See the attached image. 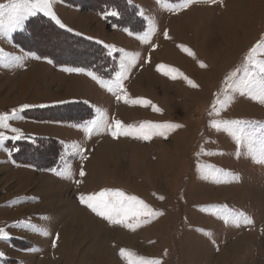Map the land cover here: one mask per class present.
Returning a JSON list of instances; mask_svg holds the SVG:
<instances>
[{
    "label": "rangeland",
    "instance_id": "374dc122",
    "mask_svg": "<svg viewBox=\"0 0 264 264\" xmlns=\"http://www.w3.org/2000/svg\"><path fill=\"white\" fill-rule=\"evenodd\" d=\"M114 1L120 15L105 17V11H119ZM126 1L143 25L129 29L133 35L118 24L121 15L122 22L131 19L118 0H53L56 15L71 32L98 46L105 61L98 66L107 75L87 70L100 79L111 80L119 70L120 54L109 57L105 44L139 54L119 93L86 73L64 70L95 56V49L57 32L43 18L56 22L43 13L29 17L22 30L0 35V49L21 58L7 66L0 62V113L32 105L21 119L10 121L25 138L0 143V227L10 233L0 239V264H127L140 256L159 264H264V164L228 132L210 126L213 119L264 125V104L235 91L218 116H209L224 77L237 68L243 77L249 49L264 42V0H195L179 11L169 10L178 0ZM31 18L38 19L28 25ZM150 22L153 33L143 42L137 34ZM19 34L32 40L26 44ZM32 49L55 63L38 59ZM262 53L258 48L257 59H264ZM125 93L128 103L117 100ZM138 98L151 103H131ZM72 102L90 109L61 107L62 121L40 111ZM97 108L113 126L120 120L136 127L143 121L183 127L149 140L114 138L108 130L87 136L76 125L95 118ZM0 131L14 135L10 129ZM206 166L222 171L213 178L202 171ZM105 188L134 195L162 215L147 223L145 217H130V223H139L135 230L111 224L79 200L80 194ZM219 206L242 211L253 222L225 223L215 215ZM121 249L131 251L122 257Z\"/></svg>",
    "mask_w": 264,
    "mask_h": 264
},
{
    "label": "snow or ice",
    "instance_id": "6c2138e0",
    "mask_svg": "<svg viewBox=\"0 0 264 264\" xmlns=\"http://www.w3.org/2000/svg\"><path fill=\"white\" fill-rule=\"evenodd\" d=\"M195 0H178L177 3L171 5L165 2V7H169L171 11H179L181 9L187 8ZM209 3H215L216 0H207ZM38 13H43V15L50 17L56 22L61 28H66L67 26L59 19L53 8V0H7L5 3H0V35L7 37L9 34L22 30L25 21L29 17L36 16ZM105 17L107 16H119L120 13L117 10L105 11L103 12ZM140 16H143L142 11L139 12ZM72 31L71 28L68 29ZM124 31L128 32L129 35H133V32L125 28ZM153 33V26L150 22V26L147 31L143 32L142 35L137 34L143 42H147ZM164 35L167 37V31ZM91 39V38H90ZM100 43H104L100 41ZM107 55L109 57L113 56L114 53L120 54L119 70L116 71L115 77L111 80L105 81L100 79L97 74L91 70H87L82 67H69L65 68V71L75 72V73H86L93 80H97L104 87L107 88L109 92L119 93L123 90V80L127 78V73L135 66V60L138 57V53L129 54L125 52L122 48H116L115 45L105 44L104 45ZM189 55H193L191 49L185 46H181ZM264 49V42H259L257 45L249 49L248 55L245 57V64L243 65V77L237 75L241 71L240 68L229 72L223 80V86L220 91L215 94V99L212 102L211 111L209 116H218L219 112L224 109L232 100V92L240 91L241 94H246L250 96L253 100H258L261 104H264V59H257L255 55L257 49ZM264 55V53H262ZM40 59L41 57H37ZM21 58L12 56L11 54L4 53L3 49H0V62L4 63L5 66L18 62ZM47 62L52 63V61L43 57ZM206 65L201 62V67ZM166 75L168 73H165ZM175 78V77H173ZM185 80L192 87H198L192 80L188 79L186 76ZM125 96L117 95V100L124 99L125 103L129 101L125 99ZM131 103H144L150 104V101L135 99ZM32 107V105L24 104L17 108H13L11 112L0 113V129L11 130L14 135L9 137L6 135L5 131H0V143L5 140H20L24 139V133L21 129L13 127L10 123L12 120L21 119L20 113L23 109ZM155 111H161L156 106H153ZM97 116L95 118L83 121L81 124L76 125L78 128H82L85 135L90 136L93 132H98L102 130H108L111 132L114 138L119 136H134L143 140H149L153 136L167 137L170 131H174L176 128L183 127V125L173 124L171 122L154 123L152 121H143L140 123L139 127L132 124H124L120 120L114 121V126L112 123L106 119V112L99 108L96 109ZM250 121L245 120H223V119H213L210 120V126L214 127L217 131L223 130L228 132L236 141L238 145H246L250 154L253 155L254 160L257 163L264 164V125L251 126ZM74 150L79 151L78 145H73ZM259 159H256V157ZM86 158V157H85ZM54 171V169H50ZM70 175V169H66ZM202 171H206L208 175L216 177L218 173L222 170L215 169L213 166H206ZM64 175V172L59 173ZM85 173L81 169L80 176H84ZM238 179V177H233ZM219 182V181H217ZM80 183V181H77ZM163 199V197H161ZM79 200L81 204L86 205L92 212L98 216L103 217L111 224L123 225L128 229L135 230L139 226V223L133 224L129 222L130 217H145L142 222H150L151 219L157 215H162V213L154 211L150 205H148L142 199L134 196L127 195L123 190L120 189H109L105 188L99 192L80 194ZM215 215L219 216L224 220L225 223H233L236 226L241 224H251L253 221L251 217L242 211H236L232 209H227L226 206H219L215 212ZM47 234V233H45ZM210 235V234H209ZM10 236L4 228L0 227V239L7 240ZM58 239V234H57ZM55 246V242L54 245ZM125 250L121 249V256L124 257ZM4 253L0 252V256ZM127 264H159V261L151 260L145 257H137L136 259L128 258Z\"/></svg>",
    "mask_w": 264,
    "mask_h": 264
},
{
    "label": "trees",
    "instance_id": "16d2710c",
    "mask_svg": "<svg viewBox=\"0 0 264 264\" xmlns=\"http://www.w3.org/2000/svg\"><path fill=\"white\" fill-rule=\"evenodd\" d=\"M118 1H120L119 3H124L125 4V7H126V9L130 12V17H131V19H130V22H122V20H121V18H122V15H121V18H120V21H119V23L118 24H121L122 25V27H127L128 29H130L131 31H135L137 28L135 27V25L136 26H138L139 27V24H140V27L141 26H143L142 25V21H141V19L139 18V17H137L136 16V13H135V11L133 10V8H132V6H130V4L126 1V0H118ZM114 3V8L115 9H118L119 10V13H121L120 11H122V10H120V8L118 7V3L116 4V1H114L113 2ZM98 12V11H97ZM43 18V17H42ZM35 19H38V18H31L29 21H28V25H29V23L32 21V20H35ZM119 18H117V20H118ZM117 20H116V22H117ZM43 21L44 22H46L47 21V23L48 24H50L51 26H53L55 29H56V31L57 32H59L60 34H62V35H64V36H68V37H72V38H76V39H80V40H83L84 42H87V43H89L90 44V46L91 47H93L95 50H93V53L95 54V56H93L92 58H90V59H86V60H84V61H78L77 63L78 64H70L71 66H74V67H82V68H85V69H93L94 71H98L99 73H100V75L103 77L104 75L106 76L107 75V73L105 72V71H103L101 68L99 69V67L100 66H98V65H101V67H104V65H102L105 61H103V58L101 59V58H99V56H98V46L97 45H95L94 43H91V42H89V41H87L84 37H82V36H80V35H77V34H75V33H73V32H71V31H69V30H67V29H64V28H61L60 26H58V25H56V24H53L52 23V21L49 19V18H43ZM27 32L28 33H30L29 32V30H27ZM31 35V34H30ZM18 37H20V38H18V40H21V41H24L26 44H28V41H30V40H32L31 39V36H30V38H27V39H25L26 38V36H22L21 34H19V36ZM24 38V39H23ZM23 39V40H22ZM89 46V47H90ZM98 48V49H97ZM102 49V48H101ZM33 51H35V52H37V50H34V49H32ZM38 53V52H37ZM38 55L40 56V57H46L45 55H41V54H39L38 53ZM105 56V54H104V51H103V54L101 55V57H104ZM98 57V58H97ZM47 58H49L51 61H53L54 63H55V61L52 59V58H50V57H47ZM101 60L103 61V62H101ZM102 64H101V63ZM100 63V64H99ZM57 64V63H56ZM106 67V66H105ZM103 71V72H102ZM68 105H71V106H73V105H81L82 107H83V109L85 108V107H88V106H86L87 104H85V103H83V102H72V103H67V104H64V105H57V106H49V107H45V108H42L40 111H41V113L43 112V113H48V114H54L55 113V115L57 116V117H50V118H47V119H52V120H57V121H62V120H64V119H62L59 115H57V113L58 112H62V110H60L61 109V107H64V106H68ZM88 109H90V107H88ZM90 113H91V110H90ZM47 114V115H48ZM88 117V116H87ZM87 117H85V118H80V119H77V120H74V121H80V120H82V119H87ZM46 119V118H45ZM69 121H71V120H69Z\"/></svg>",
    "mask_w": 264,
    "mask_h": 264
},
{
    "label": "crops",
    "instance_id": "0c3cea01",
    "mask_svg": "<svg viewBox=\"0 0 264 264\" xmlns=\"http://www.w3.org/2000/svg\"><path fill=\"white\" fill-rule=\"evenodd\" d=\"M66 26H67V27H66L65 29H67V30H68L69 28H71V27H70L69 25H67V24H66ZM71 29H72V31H74L73 28H71ZM77 33H78V32H77ZM78 34H79V33H78Z\"/></svg>",
    "mask_w": 264,
    "mask_h": 264
},
{
    "label": "bare ground",
    "instance_id": "6f19581e",
    "mask_svg": "<svg viewBox=\"0 0 264 264\" xmlns=\"http://www.w3.org/2000/svg\"><path fill=\"white\" fill-rule=\"evenodd\" d=\"M218 27H219V26H218ZM220 30H221V31H225L226 29H223V30H222V28H221ZM180 65H182V64L180 63Z\"/></svg>",
    "mask_w": 264,
    "mask_h": 264
}]
</instances>
